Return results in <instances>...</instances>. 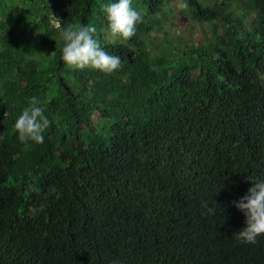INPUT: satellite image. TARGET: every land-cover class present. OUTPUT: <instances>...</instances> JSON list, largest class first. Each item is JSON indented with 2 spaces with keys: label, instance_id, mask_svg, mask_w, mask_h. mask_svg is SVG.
Wrapping results in <instances>:
<instances>
[{
  "label": "trees",
  "instance_id": "obj_1",
  "mask_svg": "<svg viewBox=\"0 0 264 264\" xmlns=\"http://www.w3.org/2000/svg\"><path fill=\"white\" fill-rule=\"evenodd\" d=\"M176 1L133 0L125 40L109 0H0V264H264L233 204L264 177V0H184L213 41L156 48ZM58 9L122 67L66 64ZM32 96L43 143L14 128Z\"/></svg>",
  "mask_w": 264,
  "mask_h": 264
},
{
  "label": "clouds",
  "instance_id": "obj_2",
  "mask_svg": "<svg viewBox=\"0 0 264 264\" xmlns=\"http://www.w3.org/2000/svg\"><path fill=\"white\" fill-rule=\"evenodd\" d=\"M181 6L187 7V3ZM103 12L109 31L125 40L135 35L136 24L142 19L140 11L133 7V0H109L103 5ZM55 14L60 16L59 26L52 22ZM53 15L52 24L60 28L63 19L61 9L56 10ZM96 32L95 25L80 22L61 27L58 30L59 39L62 41L61 59L79 69L92 68L104 73H113L122 67V59L101 47ZM50 123L38 97L32 96L29 98V104L15 118L14 128L20 142L43 143ZM248 179L252 181V186L247 189L245 195L233 201L234 206L245 216V227L236 232L234 237L243 243H254L259 236L264 235V177ZM43 207V204L39 208L30 205L28 213L35 216Z\"/></svg>",
  "mask_w": 264,
  "mask_h": 264
},
{
  "label": "rangeland",
  "instance_id": "obj_3",
  "mask_svg": "<svg viewBox=\"0 0 264 264\" xmlns=\"http://www.w3.org/2000/svg\"><path fill=\"white\" fill-rule=\"evenodd\" d=\"M52 2V0H49ZM184 0L173 3V9L165 18L162 28L155 31L151 40L156 48L167 45V39L176 46H185L190 42L213 41L215 34L211 22L200 23L190 17L188 6L182 7Z\"/></svg>",
  "mask_w": 264,
  "mask_h": 264
},
{
  "label": "built area",
  "instance_id": "obj_4",
  "mask_svg": "<svg viewBox=\"0 0 264 264\" xmlns=\"http://www.w3.org/2000/svg\"><path fill=\"white\" fill-rule=\"evenodd\" d=\"M52 22L55 24V26H59L60 25V16L59 15H53V19Z\"/></svg>",
  "mask_w": 264,
  "mask_h": 264
}]
</instances>
